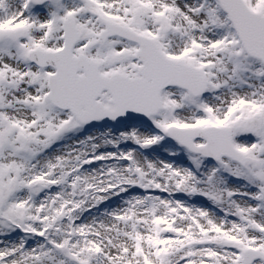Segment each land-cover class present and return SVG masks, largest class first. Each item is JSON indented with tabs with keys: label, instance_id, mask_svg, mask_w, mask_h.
Segmentation results:
<instances>
[{
	"label": "snow or ice",
	"instance_id": "1",
	"mask_svg": "<svg viewBox=\"0 0 264 264\" xmlns=\"http://www.w3.org/2000/svg\"><path fill=\"white\" fill-rule=\"evenodd\" d=\"M0 264H264V0H0Z\"/></svg>",
	"mask_w": 264,
	"mask_h": 264
}]
</instances>
